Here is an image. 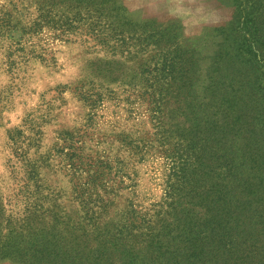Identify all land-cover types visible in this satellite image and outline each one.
<instances>
[{"label":"rangeland","instance_id":"obj_1","mask_svg":"<svg viewBox=\"0 0 264 264\" xmlns=\"http://www.w3.org/2000/svg\"><path fill=\"white\" fill-rule=\"evenodd\" d=\"M251 181L264 0H0V264H264Z\"/></svg>","mask_w":264,"mask_h":264},{"label":"trees","instance_id":"obj_2","mask_svg":"<svg viewBox=\"0 0 264 264\" xmlns=\"http://www.w3.org/2000/svg\"><path fill=\"white\" fill-rule=\"evenodd\" d=\"M11 58V57H10ZM10 65H13L12 63ZM238 99H236L235 101H237ZM261 151L258 150L256 153V158L260 157V153ZM256 186L254 185V182H249L247 183V190H248V196L246 198L245 203H243V206H246L249 202V198L252 196V198L254 199H259L261 207L263 208V211L260 213L261 214V218L264 217V197L262 195H260V189L256 192H253V188H255ZM257 188V187H256ZM252 189V190H251ZM257 194V196H256ZM264 195V192H263ZM243 212H247V209L245 207L242 208ZM249 213V212H247ZM256 225V224H255ZM263 227H264V223H263ZM259 243H261V241H258ZM258 242L256 241L254 243V245H252L249 249H245L243 252L242 256H236L234 257L232 264H256V259L258 258L256 251H258L257 245ZM221 246L226 249V244L221 243ZM233 248V245L231 246V249ZM264 248L260 246V253L261 255L263 254Z\"/></svg>","mask_w":264,"mask_h":264}]
</instances>
